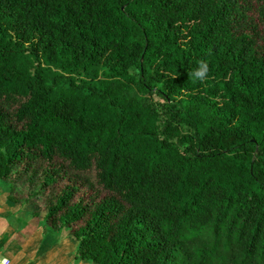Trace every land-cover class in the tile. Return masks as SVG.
<instances>
[{"label": "trees", "instance_id": "16d2710c", "mask_svg": "<svg viewBox=\"0 0 264 264\" xmlns=\"http://www.w3.org/2000/svg\"><path fill=\"white\" fill-rule=\"evenodd\" d=\"M3 187L78 261L264 264V0H0Z\"/></svg>", "mask_w": 264, "mask_h": 264}, {"label": "rangeland", "instance_id": "374dc122", "mask_svg": "<svg viewBox=\"0 0 264 264\" xmlns=\"http://www.w3.org/2000/svg\"><path fill=\"white\" fill-rule=\"evenodd\" d=\"M253 10H255L258 5L254 2L252 3ZM8 189L6 187L0 188V219L2 221H6L5 227L6 228H0V239H8L11 241H14V239L20 243L21 249H17V254L21 255L24 254V256L28 257V254H32L34 251L33 249V243L28 238L30 237V234L33 233V236L36 235H42L47 236L49 235V238L51 241H55V247L60 248V253H56L55 250L52 251L54 253L53 264H63V263H69L71 260H74V262H83L78 261L76 258L73 257V252L75 249H77V243L74 240V238L71 235L72 229L63 227L58 230H52L47 228L45 225V221L43 219V216L46 212L44 206L41 204L40 206H37V215H34L33 209L30 206H25V204L22 202L14 203L11 202L7 198ZM23 195V191L20 190L17 193L18 197H21ZM8 212H11L8 215H3L5 213V210ZM13 214V215H12ZM5 232L7 236L1 237ZM7 232V233H6ZM41 236V237H42ZM66 242V243H65ZM72 243V244H71ZM75 249H74V244ZM66 245V246H64ZM12 249V248H11ZM14 250V249H12ZM66 255V259L64 262H61V254L64 253ZM59 254V255H57ZM51 255V254H50ZM2 256V253H0V257ZM52 256V255H51ZM20 257V256H18ZM88 264H92L91 261H86Z\"/></svg>", "mask_w": 264, "mask_h": 264}, {"label": "crops", "instance_id": "0c3cea01", "mask_svg": "<svg viewBox=\"0 0 264 264\" xmlns=\"http://www.w3.org/2000/svg\"><path fill=\"white\" fill-rule=\"evenodd\" d=\"M4 210H5V213L3 215H8L11 213V212L6 211V209ZM5 224H6V221H2V219H0V228H6ZM2 234L3 235L1 237H5V236L8 237V235H6L5 232H3ZM41 236L42 235L33 236V233L30 234V237L28 236V238L33 243L32 251H34L31 255L28 254L27 255L28 257L24 256V254H21V255L17 254L16 250L17 249L20 250L21 245L15 239L14 241H11L8 239L7 240L0 239V253H2V256L0 258H7V260L9 261V264H53L54 263L53 261L54 253H52V251L55 250L56 253L58 252L60 253V249L63 247L56 248L55 247L56 242L51 241L49 238V235L44 236V237L43 236L41 237ZM75 245L76 244H74V249L76 248ZM11 248L14 250H12ZM63 252L64 253L61 254V258H62L61 262H64V260L66 259L65 251ZM75 253H76V249L73 252L74 258H75ZM74 261L75 259L71 260L69 263H66V264H76L77 261L76 262ZM78 264H88V263L86 261H83V262H78ZM92 264H96V263L92 262Z\"/></svg>", "mask_w": 264, "mask_h": 264}, {"label": "clouds", "instance_id": "9594fccd", "mask_svg": "<svg viewBox=\"0 0 264 264\" xmlns=\"http://www.w3.org/2000/svg\"><path fill=\"white\" fill-rule=\"evenodd\" d=\"M208 65L206 61H200L197 71L194 73L196 79L203 81L207 78ZM0 264H9L7 258H0Z\"/></svg>", "mask_w": 264, "mask_h": 264}, {"label": "built area", "instance_id": "2783aa9c", "mask_svg": "<svg viewBox=\"0 0 264 264\" xmlns=\"http://www.w3.org/2000/svg\"><path fill=\"white\" fill-rule=\"evenodd\" d=\"M9 262V261H8Z\"/></svg>", "mask_w": 264, "mask_h": 264}]
</instances>
